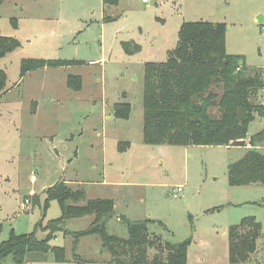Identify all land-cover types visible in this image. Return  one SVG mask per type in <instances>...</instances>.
Instances as JSON below:
<instances>
[{"label": "rangeland", "instance_id": "obj_1", "mask_svg": "<svg viewBox=\"0 0 264 264\" xmlns=\"http://www.w3.org/2000/svg\"><path fill=\"white\" fill-rule=\"evenodd\" d=\"M199 20L225 23V52L244 59L246 74L264 72V0H0V36L18 44L0 57V243L33 232L44 237L61 213L46 190L69 182L85 199H113L109 234L127 237L116 219L122 215L146 221L153 240H189L185 264H264V182L234 186L227 175L251 147L143 141L144 66L164 61L181 24ZM131 40L139 45L133 53L121 44ZM22 59L40 67L21 75ZM120 103L129 105L127 117L115 116ZM263 127L264 118L255 117L248 134ZM263 146L256 149L264 154ZM177 186L183 190L173 197ZM247 217L259 223L255 249L232 263L227 231ZM91 220L72 217L63 227L82 231ZM73 239L62 231L48 239L64 247V261L51 250L30 251L23 264H120L97 235L81 236L75 248ZM156 252L151 248L149 259ZM5 264H14L11 255Z\"/></svg>", "mask_w": 264, "mask_h": 264}, {"label": "trees", "instance_id": "obj_2", "mask_svg": "<svg viewBox=\"0 0 264 264\" xmlns=\"http://www.w3.org/2000/svg\"><path fill=\"white\" fill-rule=\"evenodd\" d=\"M117 1L102 0V3L113 5ZM225 31L223 22L184 21L167 58L146 62L142 137L148 144H248L251 149L228 165V182L234 186L263 183L264 154L256 146L264 145V127L248 134V126L255 117L264 118V103L259 93L264 86V72L251 68V73L246 74L244 59L225 52ZM121 44L129 53L139 50V45L132 40ZM17 45L14 38L0 36V57ZM66 63L69 61L63 64ZM37 67L40 63L35 59H22L21 75ZM5 82L6 75L0 70V90ZM78 83L79 80L77 87ZM114 107L116 117H127L128 104H115ZM46 196L58 200L60 216L48 221L47 233L42 238H37L33 232L12 236L0 243V264H5L8 255L14 264H23L27 252L48 250L53 251L58 262L64 261V247L48 243L56 231L70 233L74 237L73 248L81 236L97 235L101 247L109 253V260L116 263L185 264L189 240L176 243L161 242L157 237L153 240L149 237L146 221H132L118 215L116 219L124 220L127 226V237L109 234L107 221L116 215L111 198L85 199L82 187L65 182L48 188ZM82 200V204L69 203ZM85 215L92 216L85 230L72 232L63 227L67 219ZM259 233V223L253 217L243 218L239 224L230 226L227 231L230 262L247 260L248 254L255 249L254 240ZM151 248H156L157 252L149 259Z\"/></svg>", "mask_w": 264, "mask_h": 264}, {"label": "built area", "instance_id": "obj_3", "mask_svg": "<svg viewBox=\"0 0 264 264\" xmlns=\"http://www.w3.org/2000/svg\"><path fill=\"white\" fill-rule=\"evenodd\" d=\"M142 3L144 4H148L150 2V0H140ZM261 91L264 93V86L262 87ZM182 186H177L175 189L171 190V194L173 197H177L181 192H182ZM25 206H26V209L28 208L27 204L29 203L28 200H25Z\"/></svg>", "mask_w": 264, "mask_h": 264}, {"label": "water", "instance_id": "obj_4", "mask_svg": "<svg viewBox=\"0 0 264 264\" xmlns=\"http://www.w3.org/2000/svg\"><path fill=\"white\" fill-rule=\"evenodd\" d=\"M262 16H258V20H259V22H261L262 21Z\"/></svg>", "mask_w": 264, "mask_h": 264}, {"label": "crops", "instance_id": "obj_5", "mask_svg": "<svg viewBox=\"0 0 264 264\" xmlns=\"http://www.w3.org/2000/svg\"><path fill=\"white\" fill-rule=\"evenodd\" d=\"M264 147V146H263ZM69 183V182H68ZM114 205H115V203H114ZM115 209H116V205H115ZM93 264V263H92Z\"/></svg>", "mask_w": 264, "mask_h": 264}]
</instances>
